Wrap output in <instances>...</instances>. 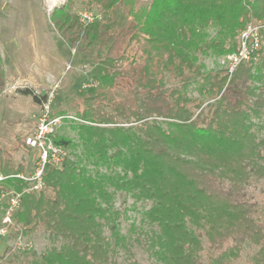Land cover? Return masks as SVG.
I'll list each match as a JSON object with an SVG mask.
<instances>
[{"label": "trees", "instance_id": "trees-1", "mask_svg": "<svg viewBox=\"0 0 264 264\" xmlns=\"http://www.w3.org/2000/svg\"><path fill=\"white\" fill-rule=\"evenodd\" d=\"M81 2L96 7L101 18L83 23L69 0L51 20L72 47L80 45L95 60L91 76L97 85L85 87L72 105L96 166L104 164L109 172L92 173L66 155L59 164H44L35 190L17 175L26 169L14 159L20 146L0 147V173L6 176L0 207L11 197L2 198V192L20 194L14 234L45 228L64 239L59 247L26 254L7 246L0 264H121L115 254L124 239L109 187L149 204L143 213L149 228L132 226L153 264H235L247 243L245 264H264V197L249 192L256 179L264 181V120L258 123L263 134L253 121L264 113V101L255 107L248 98L259 60L242 62L232 73L225 66L202 71L198 63V54L210 49L235 52L239 30L264 20V0ZM118 8L128 16L121 26L115 25ZM210 23L219 25L221 35L205 44ZM198 78L211 95L201 108L188 91ZM119 86L127 96H117ZM21 91L41 101L33 91ZM53 142L71 144L57 135Z\"/></svg>", "mask_w": 264, "mask_h": 264}, {"label": "rangeland", "instance_id": "rangeland-1", "mask_svg": "<svg viewBox=\"0 0 264 264\" xmlns=\"http://www.w3.org/2000/svg\"><path fill=\"white\" fill-rule=\"evenodd\" d=\"M67 1L69 0H0V147L13 150L14 147L20 146L18 150H13L14 159L17 163L23 161L26 164L25 172L20 174L29 177L32 188L39 181L36 173L41 168L40 152L27 144L24 145L17 138H24L26 141L27 136L34 133L45 105L49 106L51 116H61L54 135L71 141L69 147H62V153L59 152V159L55 164L61 163L67 155L86 165L92 173L96 169L109 172L104 164L96 166V156L92 152L91 144L84 140L87 132L81 126L72 105L74 99L84 94L85 87L97 85V81L91 76L95 60L85 57L79 51L80 45L72 47L51 20L54 9L65 5ZM72 1L71 12L76 15L81 8L99 12L96 7H86L81 0ZM150 1L139 0V4L146 5ZM127 19L128 16L118 8L115 25L121 26ZM253 22L264 23V20ZM205 32L206 44L221 35V28L210 23ZM261 38V59L252 69L254 78L249 87L253 92L248 95L255 107L258 104L260 106V100L264 101V69L261 68L264 28ZM225 56L210 49L207 53L198 54V63L202 66V71L218 69L224 66L222 59ZM168 84H176V81L169 80ZM22 89L33 91L40 96L41 101L35 103L32 94L23 93ZM188 91L193 104L200 105V108L211 100L202 78L193 81ZM116 94L119 98L127 96L122 86L116 88ZM261 118L264 120V113L260 118L253 117L255 129H258ZM257 131L263 134V130ZM109 152L111 153L112 149ZM109 190L113 193L114 209L118 210L117 229L124 239V244L117 247L115 256L121 264H153L149 253L134 238L138 233L137 227L143 225L146 229L149 228L143 214L149 204L135 199L124 190H116L114 187H109ZM249 192L255 199L262 200L264 181L256 179ZM14 194L19 193L14 190L4 191L1 196L9 198ZM18 208L11 210L9 201L6 208L0 207V229L5 230L0 234V254L7 246L12 247L16 254H26L33 250L41 252L52 245L59 247L64 243L63 237H51L45 228L32 233L14 234L13 214ZM133 223L137 227H133ZM103 234L114 243L115 238L107 226H104ZM255 250L257 248H252V252ZM249 251L250 246L247 243L241 258L235 261V264H245Z\"/></svg>", "mask_w": 264, "mask_h": 264}, {"label": "built area", "instance_id": "built-area-1", "mask_svg": "<svg viewBox=\"0 0 264 264\" xmlns=\"http://www.w3.org/2000/svg\"><path fill=\"white\" fill-rule=\"evenodd\" d=\"M77 15L83 23H92L101 18L99 12L81 8L77 11ZM264 28L262 22H250L240 29L237 35L238 48L235 52L227 54L223 59L222 63L226 69L232 73L237 66L242 62L258 61L261 55L262 49V38L261 32ZM44 112L39 117L38 125L34 133L30 134L26 138V144L32 148L37 149L40 152L41 168L36 173V178L39 180L34 185V189H38L41 186V173L45 163H55L59 159V152L62 153L63 148L55 145L53 142V136L56 129V125L61 116H51L49 112V106H44ZM61 155V154H60ZM58 163V162H57ZM56 163V164H57ZM18 176L25 177L22 174ZM5 175L0 174V182L5 178ZM20 202V195L14 194L9 198V206L12 209L18 208ZM4 228L0 229V234L4 233Z\"/></svg>", "mask_w": 264, "mask_h": 264}]
</instances>
